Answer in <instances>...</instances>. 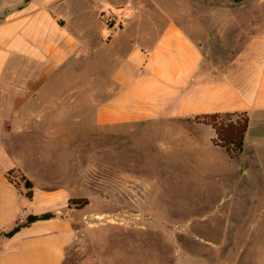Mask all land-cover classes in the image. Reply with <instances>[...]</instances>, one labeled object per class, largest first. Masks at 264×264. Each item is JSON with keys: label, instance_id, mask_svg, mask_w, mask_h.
I'll return each instance as SVG.
<instances>
[{"label": "crops", "instance_id": "0c3cea01", "mask_svg": "<svg viewBox=\"0 0 264 264\" xmlns=\"http://www.w3.org/2000/svg\"><path fill=\"white\" fill-rule=\"evenodd\" d=\"M51 6L31 0L0 21V264H66L68 248L82 239L76 222L91 212L90 204H70L91 197L76 187L94 193L97 186V213L104 215L109 185L121 187L119 201L130 204L144 186L142 212L161 218L149 205L156 169L174 179L192 170L227 175L238 160L264 166V19L224 18L233 4L199 3L215 12L196 15V0H117L108 4L115 22L100 28L96 47L111 52L110 84L98 68L77 99L68 98L78 92L68 83L77 73L69 64L90 53L92 41L71 13L62 24ZM235 111L247 112L250 123L243 153L231 158L213 142L215 128L196 118ZM140 151L145 177L136 174ZM63 154L69 164L55 170ZM11 170L32 182L31 199ZM46 212L56 216L7 235L30 214Z\"/></svg>", "mask_w": 264, "mask_h": 264}, {"label": "rangeland", "instance_id": "374dc122", "mask_svg": "<svg viewBox=\"0 0 264 264\" xmlns=\"http://www.w3.org/2000/svg\"><path fill=\"white\" fill-rule=\"evenodd\" d=\"M30 1L0 0V21L14 15ZM116 1L52 0L51 10L59 21L64 24L71 20V13L73 25H83V33L92 41L90 53L81 54L69 64L77 73L68 83L73 82L78 92L68 98H81V82L92 78L95 81L98 68L106 70L104 82L106 86L110 84L107 71L113 65L111 52L98 53L96 47L100 28L115 22L116 16L108 4ZM199 3L208 7L237 5L232 10L234 13L224 11L223 17L244 24H260L264 19V0H196V11H191L196 15L215 12L200 9ZM70 7L84 9L71 11ZM82 67H86L84 71L88 74H81ZM57 146L64 150L62 143ZM136 156V174L145 177L142 164L145 153L136 152ZM68 164L63 154L52 167L60 170ZM229 171L232 172L227 175L201 176L192 170L172 179L156 169L160 176L159 181L153 183L155 191L151 192L153 198L149 205L161 218L145 216L142 212L147 198L144 186L137 187L140 193L132 205L119 201L125 199L121 187L109 185L105 189L110 196L105 204L108 213L104 215L97 213L101 210L96 201L97 186L93 187L94 193L84 186L76 187L91 196L86 205L90 204L87 211L91 212L84 223L76 222L82 239L68 248L66 264H264V166L250 168L238 160ZM114 197L118 202L113 201ZM116 209H121L120 217L113 215ZM126 211H136L137 215L128 217ZM169 215L177 217L167 218Z\"/></svg>", "mask_w": 264, "mask_h": 264}, {"label": "trees", "instance_id": "16d2710c", "mask_svg": "<svg viewBox=\"0 0 264 264\" xmlns=\"http://www.w3.org/2000/svg\"><path fill=\"white\" fill-rule=\"evenodd\" d=\"M198 121L212 125L216 130V136L213 142L226 150L231 158L239 157L244 151V144L248 127L250 123V116L247 112H216L198 116ZM14 171H9L10 178H13L15 184L20 188L21 184L25 188V195L31 199L34 195L33 184L22 173L13 175ZM17 177V178H16ZM89 200L86 198H74L70 200V204L77 206H86ZM56 216L54 212H46L42 214H30L25 221L17 222L14 228L7 233L12 235L21 227L29 225L31 222L40 219H48Z\"/></svg>", "mask_w": 264, "mask_h": 264}]
</instances>
